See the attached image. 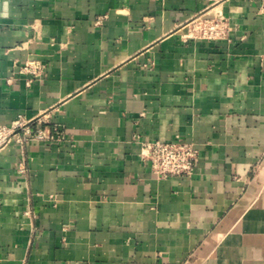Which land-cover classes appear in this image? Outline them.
I'll return each instance as SVG.
<instances>
[{"label": "crops", "instance_id": "crops-1", "mask_svg": "<svg viewBox=\"0 0 264 264\" xmlns=\"http://www.w3.org/2000/svg\"><path fill=\"white\" fill-rule=\"evenodd\" d=\"M19 119L65 139L0 148V264H264V0H0ZM174 140L195 174L157 180L139 144Z\"/></svg>", "mask_w": 264, "mask_h": 264}, {"label": "built area", "instance_id": "built-area-1", "mask_svg": "<svg viewBox=\"0 0 264 264\" xmlns=\"http://www.w3.org/2000/svg\"><path fill=\"white\" fill-rule=\"evenodd\" d=\"M202 14L195 18L196 24L192 27V34L204 39H217L223 37L227 31L224 20H203ZM43 67L34 63H25L20 72L31 77H39ZM39 124L36 121L22 122L17 120L11 128L0 131V148L10 142H14L22 148L34 142H61L65 137L60 128L53 124L47 130L34 127ZM138 158L146 163L150 173L157 180H168L171 178H190L195 174L199 162V153L194 144L179 140L170 142H140ZM24 163L21 162L19 172H24Z\"/></svg>", "mask_w": 264, "mask_h": 264}, {"label": "water", "instance_id": "water-1", "mask_svg": "<svg viewBox=\"0 0 264 264\" xmlns=\"http://www.w3.org/2000/svg\"><path fill=\"white\" fill-rule=\"evenodd\" d=\"M199 17V16H198ZM213 15H208V16H201L203 20H209L212 19Z\"/></svg>", "mask_w": 264, "mask_h": 264}, {"label": "rangeland", "instance_id": "rangeland-1", "mask_svg": "<svg viewBox=\"0 0 264 264\" xmlns=\"http://www.w3.org/2000/svg\"><path fill=\"white\" fill-rule=\"evenodd\" d=\"M193 25L190 27V30L192 29Z\"/></svg>", "mask_w": 264, "mask_h": 264}]
</instances>
